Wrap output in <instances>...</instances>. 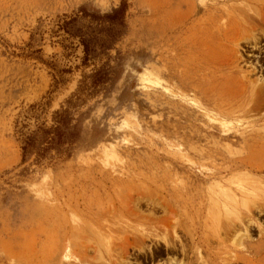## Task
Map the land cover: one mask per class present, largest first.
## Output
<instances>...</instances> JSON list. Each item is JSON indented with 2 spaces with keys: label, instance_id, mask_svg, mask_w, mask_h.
I'll list each match as a JSON object with an SVG mask.
<instances>
[{
  "label": "rangeland",
  "instance_id": "rangeland-1",
  "mask_svg": "<svg viewBox=\"0 0 264 264\" xmlns=\"http://www.w3.org/2000/svg\"><path fill=\"white\" fill-rule=\"evenodd\" d=\"M121 1L84 64L63 21ZM263 58L264 0H0V264H264ZM64 107L69 152L23 161Z\"/></svg>",
  "mask_w": 264,
  "mask_h": 264
},
{
  "label": "trees",
  "instance_id": "trees-1",
  "mask_svg": "<svg viewBox=\"0 0 264 264\" xmlns=\"http://www.w3.org/2000/svg\"><path fill=\"white\" fill-rule=\"evenodd\" d=\"M125 2L106 12L87 11L80 8L82 14L65 19L61 25L70 35L78 36L83 46L82 62L87 64L114 44L125 31ZM92 86L104 83L107 71L98 67L89 75ZM68 103H72L67 100ZM81 132L79 121L74 120L67 107L55 110L53 121L46 125L41 123L21 138V158L25 161L34 156L40 161L52 151L69 152Z\"/></svg>",
  "mask_w": 264,
  "mask_h": 264
},
{
  "label": "bare ground",
  "instance_id": "bare-ground-1",
  "mask_svg": "<svg viewBox=\"0 0 264 264\" xmlns=\"http://www.w3.org/2000/svg\"><path fill=\"white\" fill-rule=\"evenodd\" d=\"M259 35V34H258ZM252 39V38H251ZM258 44V43H257ZM256 44V45H257ZM249 48V47H248ZM261 48H262V46H261ZM263 62L261 63V67L264 65V58H263V60H262ZM260 64V63H259ZM242 88V87H241ZM239 89V88H238ZM259 91V89H255V92H258ZM171 217V216H170ZM173 247V246H172ZM120 249V248H119ZM62 254V253H61ZM60 255V254H59ZM176 256V255H175ZM58 259V258H57ZM117 263V262H116Z\"/></svg>",
  "mask_w": 264,
  "mask_h": 264
}]
</instances>
